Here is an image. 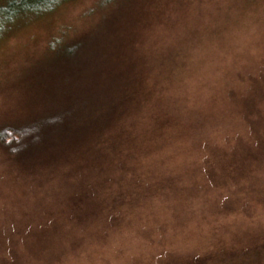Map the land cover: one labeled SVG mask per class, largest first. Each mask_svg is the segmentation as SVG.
<instances>
[{
	"label": "rangeland",
	"instance_id": "rangeland-1",
	"mask_svg": "<svg viewBox=\"0 0 264 264\" xmlns=\"http://www.w3.org/2000/svg\"><path fill=\"white\" fill-rule=\"evenodd\" d=\"M27 19L0 36V128L77 116L25 161L0 145V264H264V117L242 105L264 114V0Z\"/></svg>",
	"mask_w": 264,
	"mask_h": 264
},
{
	"label": "trees",
	"instance_id": "trees-1",
	"mask_svg": "<svg viewBox=\"0 0 264 264\" xmlns=\"http://www.w3.org/2000/svg\"><path fill=\"white\" fill-rule=\"evenodd\" d=\"M66 1L68 0H0V36L15 22L28 20L27 18L29 17L54 12L63 2ZM102 1L105 5H114L124 0ZM78 47L79 45L72 47V49L68 52V56L76 54ZM246 98L247 97L245 96L242 102V105L245 108L243 112L247 115L251 122L257 123L259 121L258 118L264 117V114L261 115L262 112H259L257 109L258 106L255 105V101L253 99H249V101ZM251 113L257 114L255 116V121L251 119ZM72 116H74V110H69L64 113L49 117L47 116L40 120L32 121L26 124L3 126L0 128V145L5 148L11 156L25 161L40 146L47 144V142H50L51 139L54 140L56 133L64 127V123L67 124V122H72ZM76 116L77 114L74 116V120ZM253 128H256V126ZM255 143L256 141H254L253 145L248 143L250 145L249 147H256V152H254L253 149H249V155L252 153V156H254L258 150L263 149L260 157L264 158V141ZM239 146H242L243 148L246 145L242 142ZM36 243H41V240L36 241ZM260 246V244L251 245V247L246 249V252L254 254L255 249L256 252H260ZM197 257L198 256L194 258L192 257L186 261L174 264H206L207 261L205 259Z\"/></svg>",
	"mask_w": 264,
	"mask_h": 264
}]
</instances>
